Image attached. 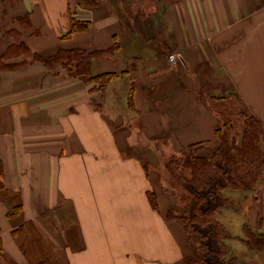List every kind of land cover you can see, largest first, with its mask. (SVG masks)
I'll return each mask as SVG.
<instances>
[{
  "label": "crops",
  "instance_id": "0c3cea01",
  "mask_svg": "<svg viewBox=\"0 0 264 264\" xmlns=\"http://www.w3.org/2000/svg\"><path fill=\"white\" fill-rule=\"evenodd\" d=\"M73 19L90 25L71 34ZM19 39L45 57L113 50L91 72L116 76L102 85L29 55L0 71L2 263L186 264L195 247L167 219L181 208L161 151L218 148L212 98L237 95L264 127V0H0V56ZM256 221L230 248L242 264H264Z\"/></svg>",
  "mask_w": 264,
  "mask_h": 264
},
{
  "label": "trees",
  "instance_id": "16d2710c",
  "mask_svg": "<svg viewBox=\"0 0 264 264\" xmlns=\"http://www.w3.org/2000/svg\"><path fill=\"white\" fill-rule=\"evenodd\" d=\"M21 24L31 27L28 15L19 19ZM69 33L85 31L90 22H80L73 19ZM12 33H10L11 36ZM20 40V39H19ZM105 52L110 51H86L82 49L62 50L55 55L45 57L38 52L32 53L26 43L16 42L12 44L5 54L0 56V71L12 70L23 66L27 62L14 63L9 61L14 57L29 55L34 61L43 62L48 70H54L58 65H63L74 77H83L102 85H107L116 74L108 73L94 77L91 72V63ZM212 105L216 114L222 119V124L216 129V137L219 146L206 156L201 154L203 146L194 144L178 155H172L167 162V169L171 179L177 183L189 195L194 212L188 216L181 209H171L167 213L168 220H175L184 227L189 242L195 247L186 264H242L238 257L231 253L227 241L231 239V233L218 219L221 208L234 207L232 202L225 197L226 190H236L242 193L255 191L254 189L264 185V127L258 117L247 113L242 101L237 95H229L228 98H212ZM237 101L241 104L239 116L245 119L241 126L238 139L230 138L232 126L231 115L233 111L222 103ZM218 107V108H216ZM206 149V148H205ZM2 168H0V176ZM173 195L174 192H172ZM205 194H208V198ZM176 199H182V196ZM148 197L154 209L158 210V199L154 193L149 192ZM210 197V201H208ZM185 200V198L183 197ZM179 205L184 208L185 201ZM180 201V200H179ZM210 202V203H208ZM182 205V206H181ZM249 241L258 251H264V235L256 234L250 229L246 230ZM0 249V264L1 257Z\"/></svg>",
  "mask_w": 264,
  "mask_h": 264
},
{
  "label": "rangeland",
  "instance_id": "374dc122",
  "mask_svg": "<svg viewBox=\"0 0 264 264\" xmlns=\"http://www.w3.org/2000/svg\"><path fill=\"white\" fill-rule=\"evenodd\" d=\"M170 63L175 65L173 62H170ZM115 92L120 93V91H118V89L116 88H115ZM218 104H221V103H217V104L212 103V105L214 106H217ZM222 105H224L227 108L231 107L233 111V115L230 116L231 117L230 126H232V129H231L232 131L229 134V136L230 138L238 139L240 135V131H241V129L239 128H241V126L245 122V119H242V117L239 116V112L241 110V104L237 101H233V102L227 101L225 103H222ZM204 148L201 151V154L204 156H206V154H209V152L214 151V148L212 147L206 146V149ZM166 152L167 151L163 149L161 151V153L163 154V158L169 160L172 153H166ZM166 171H168L167 165H166ZM168 177L171 183V184H167L168 191L174 192V194L179 197L182 196L181 197L182 199L179 198L180 200L179 201L178 199H176L175 195L171 194L170 195L172 196L171 200L175 202V206L178 207V204L180 205L182 203L181 201L184 200L183 199L184 197L186 200V201L184 200L185 206H184V209L181 208V210L186 212L188 216H191L193 208H192L190 201L188 200L189 195H187L186 192L183 190V188H181L177 183L172 181L169 171H168ZM254 190L255 191H246L244 193L240 191H236V190H233V191L226 190L224 192L225 197L228 200H230V202H232L234 207L221 208V210L218 212V219H220L225 224L229 232L232 233V238L227 241V244L230 246V248H232V251L234 253H236V251L242 250L241 247L243 244H242L241 239L244 238L243 231H242V228L244 226L243 222L245 221V224H247L251 220V216L254 215V217L257 219L256 223H254V225L252 226L253 230L256 232V234L264 235V185L262 186V188L259 187ZM205 195L208 198V194H205ZM208 201H210V197ZM171 209H175V208L172 207L170 208L169 211H171ZM251 256L253 259H256V256L254 255H251ZM249 261L250 263L252 262L251 260ZM1 262H2V259H1ZM2 264H4V261Z\"/></svg>",
  "mask_w": 264,
  "mask_h": 264
},
{
  "label": "built area",
  "instance_id": "2783aa9c",
  "mask_svg": "<svg viewBox=\"0 0 264 264\" xmlns=\"http://www.w3.org/2000/svg\"><path fill=\"white\" fill-rule=\"evenodd\" d=\"M169 60H170V62H173L174 64H176L179 61V58H178V56H175L174 54H170Z\"/></svg>",
  "mask_w": 264,
  "mask_h": 264
}]
</instances>
